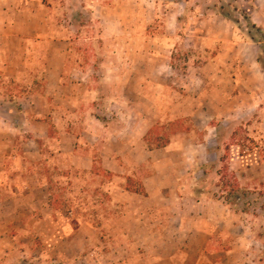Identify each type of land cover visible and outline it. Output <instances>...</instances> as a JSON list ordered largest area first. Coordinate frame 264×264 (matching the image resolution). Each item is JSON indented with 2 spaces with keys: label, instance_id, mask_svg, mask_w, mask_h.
Wrapping results in <instances>:
<instances>
[{
  "label": "rangeland",
  "instance_id": "rangeland-1",
  "mask_svg": "<svg viewBox=\"0 0 264 264\" xmlns=\"http://www.w3.org/2000/svg\"><path fill=\"white\" fill-rule=\"evenodd\" d=\"M42 1L51 18L53 41L45 45L30 41L26 48L29 59L22 70L14 74L0 70V129L21 127L27 120L18 111L19 98L40 89L45 81L44 48L59 49L56 40L71 34L67 71L89 81L93 91L79 98L90 103L88 114L80 119L98 116L110 131L92 146L96 144V149L109 142L112 147L105 138L116 133L118 139L132 145L168 148L169 153L158 155V160L167 158L169 172L183 177L182 192L223 203L230 220L255 238L249 249L251 258L264 264V53L259 63L261 46L250 39L249 26L241 15L245 11L264 32L253 19L256 0ZM225 5H230V17L221 14ZM6 42L4 49H21L18 42ZM237 84L240 87L234 90ZM239 90L248 95L236 98ZM251 95L259 103L255 110L249 108L253 107ZM7 109L12 112L6 113ZM52 127L49 137L39 140L47 157L41 161L50 164L51 204L60 206L73 224L90 221L103 227L104 240L77 251L76 256L90 258L83 264H95L91 258L98 264H117L112 258L117 249L108 229L109 220L121 212L107 192L112 173L99 164L91 173L62 167V158L51 153L55 146L51 138L56 133ZM12 131L16 132L0 138L16 143L28 135ZM208 140L210 146L198 152L199 143ZM225 168L247 190L229 203L223 196L227 190L219 186ZM131 170L134 176L126 186L141 190V178L153 167L147 163ZM159 172L164 174V167ZM38 237L34 238L36 246L41 241ZM40 245L43 248L42 242ZM228 247L221 245L222 250ZM75 248L69 249L70 255L75 256Z\"/></svg>",
  "mask_w": 264,
  "mask_h": 264
},
{
  "label": "crops",
  "instance_id": "crops-1",
  "mask_svg": "<svg viewBox=\"0 0 264 264\" xmlns=\"http://www.w3.org/2000/svg\"><path fill=\"white\" fill-rule=\"evenodd\" d=\"M179 4L183 10V4ZM254 11L253 19L264 27V0L254 1ZM50 21L42 0H0V70L12 74L22 70L29 59L26 48L30 41L51 43L54 34ZM8 39L18 42L21 49H4ZM56 42L59 49L48 47L42 52L47 62L46 79L40 89L19 98L17 110L27 120L21 127L5 125L0 129V135L16 132L12 129L28 134L16 143L0 138V264H83L89 257L76 256L77 251L104 240L102 226L90 221L73 224L60 206L51 204L52 181L47 173L50 164L41 161L47 157L39 140L49 137L52 125L56 133L51 138L55 141L51 153L62 158V167L91 173L99 164L112 173L107 192L121 208L108 223L117 249L112 258L117 264H260L249 254L255 238L230 220L223 203L182 192L183 177L169 172L167 158L158 160V155L169 153L168 148L132 145L122 142L116 133L105 138L112 147H108L109 142L96 149V144L92 146L94 140H102L104 132H110L109 128L98 116L80 119L88 114L90 103L79 98L86 92L90 96L93 91L89 90V81L74 78V73L67 71L71 34L60 36ZM213 62L210 64L216 66ZM224 82L230 83L228 79ZM239 87L237 84L234 90ZM247 93L239 90L236 98ZM250 97L253 107L249 108L255 110L259 103H254V95ZM209 141L199 143L202 147H198V152L206 150ZM147 163L153 171L141 178L144 192L129 190L126 184L134 176L130 167ZM163 167L164 174L159 172ZM37 237L41 239L39 246L34 244ZM223 244L229 246L227 250L221 249ZM74 247H78L75 256L69 254ZM91 259L98 264V260Z\"/></svg>",
  "mask_w": 264,
  "mask_h": 264
},
{
  "label": "trees",
  "instance_id": "trees-1",
  "mask_svg": "<svg viewBox=\"0 0 264 264\" xmlns=\"http://www.w3.org/2000/svg\"><path fill=\"white\" fill-rule=\"evenodd\" d=\"M227 6L230 7V5H225V6L221 7L224 10L223 12H221V14L230 17L232 13H231V10H229L227 8ZM233 10L239 11V9L237 7H234ZM241 15L243 16L244 20L247 22V24L249 26L250 39L252 41L258 43L261 46V52H259V55L257 58V61L259 63H261L263 60L262 55L264 53V32L256 23H254L251 20V18L249 17V15L245 11H241ZM151 132H152V129H150L149 133H151ZM167 143H168V141H167ZM161 146H163V145L161 144L158 147H161ZM227 178H228V180L225 181V179H227ZM219 186L223 187L224 190H227L226 195H223L224 199L227 203H229L232 198H235V199L238 198L240 193H242V194L247 193V190L243 189V187L240 184V181L237 178V176L230 173L227 168H225L223 171H221V178L219 180ZM133 191L134 192H144L143 189L133 190Z\"/></svg>",
  "mask_w": 264,
  "mask_h": 264
}]
</instances>
